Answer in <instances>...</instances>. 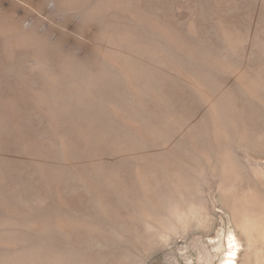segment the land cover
I'll list each match as a JSON object with an SVG mask.
<instances>
[{"label": "rangeland", "instance_id": "1", "mask_svg": "<svg viewBox=\"0 0 264 264\" xmlns=\"http://www.w3.org/2000/svg\"><path fill=\"white\" fill-rule=\"evenodd\" d=\"M232 245L264 263V0H0V264Z\"/></svg>", "mask_w": 264, "mask_h": 264}, {"label": "bare ground", "instance_id": "2", "mask_svg": "<svg viewBox=\"0 0 264 264\" xmlns=\"http://www.w3.org/2000/svg\"><path fill=\"white\" fill-rule=\"evenodd\" d=\"M232 255L229 257V259L227 260V262L225 263V264H236V261H235V259H236V255H237V250H238V248H236V247H234L233 245H232ZM264 251V250H263ZM263 253V252H262ZM263 263V262H262ZM264 264V263H263Z\"/></svg>", "mask_w": 264, "mask_h": 264}]
</instances>
